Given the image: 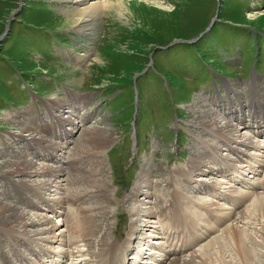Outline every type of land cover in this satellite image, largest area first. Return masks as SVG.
Segmentation results:
<instances>
[{
    "label": "rangeland",
    "instance_id": "rangeland-1",
    "mask_svg": "<svg viewBox=\"0 0 264 264\" xmlns=\"http://www.w3.org/2000/svg\"><path fill=\"white\" fill-rule=\"evenodd\" d=\"M91 1L96 0L76 3L0 0V141L7 143V136H13L12 133L19 127L15 125L16 120L30 127L28 133L37 135L33 140L16 137L10 143V146H16L12 152L6 151L5 145L0 150V163L5 154L11 153L10 160L16 161L29 159L32 153V161L40 164L70 166L71 160H66L70 151L54 163L49 156L44 159L38 155V158L35 153H43L45 145L54 151L51 157L57 154L58 151L51 148L49 136L50 132L54 133L48 123V119L53 118L51 109H62L76 103L81 110H73L72 118L77 112L74 115L79 122L82 121V126L72 129L69 147L75 145L81 131L93 123L108 128L112 134V139L101 148L105 150L106 168L114 193L115 204L112 206L116 219L111 232L114 242V239L123 240L129 229L132 217L124 198L145 166H149L147 175L153 185L148 187V197H145V190L139 192L138 197L150 200L148 206L156 211L161 208L153 203L155 194L159 193L155 183L163 177L157 171L156 163L168 167L166 175L171 173V168L188 163L191 131L195 130L193 125L197 123L202 109H221L215 108L216 101L220 96L225 97L226 87L242 100H248L252 94L261 95L264 99V16H250L264 12V0H160L170 5L171 9L135 8V17L141 25L107 11L86 25H71L59 18L63 10L83 7ZM253 68L257 71L254 86L249 81ZM142 69L145 71L141 72ZM221 79L228 82L221 85ZM228 83L231 85H226ZM83 96L88 97L84 102ZM206 96L210 97L209 100L204 99ZM222 100L218 102H227ZM46 104L53 107L45 110ZM238 106H243L242 102L239 101ZM20 110L25 113H20ZM86 111L91 115L87 117ZM39 116L45 119V123H41L44 121ZM181 124L186 132L179 130L181 127L177 125ZM233 127L236 129L235 125ZM237 134L241 133L237 131ZM206 136L214 137L212 134ZM92 145L95 146L86 144L85 152L92 157L85 154V165L94 164L97 160L92 154L97 149ZM76 160L75 165L80 163ZM210 160L206 152L202 153L200 163L208 171ZM186 174L188 182L190 176L210 177L195 170H188ZM176 177L183 179L177 173ZM172 184L167 186L168 189ZM194 184L197 183H191ZM7 187L10 191L4 189ZM27 188L24 185L14 186L8 177L1 176L0 201L27 212L29 209L43 210L33 208L31 204L40 196L53 192L52 189H46L44 193L34 191L33 194L30 192L33 187ZM94 196L92 201L87 198L89 201L84 203L80 197L78 200L81 202H75L91 205ZM192 206L190 204L189 209ZM64 207L68 211L70 206L66 204ZM43 211L50 221L58 223L64 220V213L55 215L51 211ZM141 219V216L136 219L139 221L138 231L145 228L141 227ZM74 243L72 247L84 251L82 243Z\"/></svg>",
    "mask_w": 264,
    "mask_h": 264
},
{
    "label": "bare ground",
    "instance_id": "bare-ground-1",
    "mask_svg": "<svg viewBox=\"0 0 264 264\" xmlns=\"http://www.w3.org/2000/svg\"><path fill=\"white\" fill-rule=\"evenodd\" d=\"M58 1H70L76 3L85 0ZM142 6L152 10L155 9L156 11H167L168 9H171L170 5L162 3L160 0H96L87 3V5L83 7L77 6L76 8L74 7L71 9L68 8V10H63V12H61L63 15H59V18L65 22H69L68 24L71 25L79 26L77 25L78 23H85L86 25V23L96 19L100 13H105L107 11L118 17H127L132 20V22L140 23V20L135 17L134 10L135 8ZM66 7L68 6L66 5ZM253 15L256 17L260 15L264 16V12L250 14V16ZM139 25H141V23ZM262 80H264V76ZM224 81L225 83L228 82L226 80ZM249 81L254 86V81L257 82L256 75L252 73ZM240 83L243 82L240 81ZM226 85L230 86L231 83ZM230 91L233 92V90ZM69 95L71 96L72 94ZM239 97L240 96L236 95L237 101L233 103L234 100H230L227 106H215V108L220 107L221 109L214 111L208 109L205 111L202 109L200 111L197 123L195 122L193 125L195 130L191 131V154L188 163H183L185 166L180 165L171 168V173L167 174V176L166 169H168V167L166 168L162 163H156L157 171L159 174L163 175V177L155 183L156 192L159 191V193L157 192L155 194L156 197L153 203L155 206L161 207L160 209H157V211L162 210L167 214L171 207L189 210L190 204H200V202H197L200 200V195L196 192L197 186L209 181L210 177L195 178L190 176V181L188 182L186 179L188 178L186 176L187 171L195 170L204 174L208 170L206 169V166L200 163V161H202V153L206 152L210 159L213 158L214 160H220L223 159L222 153H224L219 151L221 146L227 145L234 148L236 146L233 142L239 143V141H248L246 135L244 136L239 131L238 125L234 122L236 114L240 113L246 115L251 111L247 102L248 100H242ZM82 98V102H84L88 97L83 96ZM209 98V96L204 97L205 100H209ZM223 98L225 97H218L216 102ZM252 99H258V102L261 105H264V99H262L261 95H254ZM239 101L242 102L243 106H238ZM52 103L56 104L58 102ZM45 106V110L51 107L48 104ZM63 108H65V110H62ZM62 109H51V112L54 114L52 113L53 118H49L48 123L51 125L52 123L58 122V128L62 127L60 132L68 135V133L73 132L72 129L76 126H82V124H80L82 121L79 122L78 117H75L74 115L75 113L80 112L81 107L76 106L75 104H70L63 106ZM73 110L77 112H74L72 118ZM227 111H230V116L226 113ZM20 113L23 114L25 111L20 110ZM86 113L87 117L88 115H91L89 111H86ZM46 115L48 114L46 113ZM39 119L44 121L41 123H45L44 118L39 116ZM14 122H17L15 125L18 124L19 127L16 126V132L12 133L13 136H7V143L0 141V144L2 145L0 150H3L6 145V151L7 149L9 152L14 151L16 146H10V143L14 142L16 137L25 140H33L37 137L35 133H28L31 130L30 127L21 124L20 120ZM60 122L65 123L61 124ZM234 125L236 126V129L233 127ZM47 130L49 131L50 128ZM197 130L200 132L198 133ZM236 130L241 134L238 135ZM208 134H212L214 137L208 138L206 136ZM111 139L112 134L109 129L98 127L95 123L90 124L81 131L78 142L76 141L75 145L71 146L72 148L69 147L71 150H64L62 146H66V144L63 140L56 141L51 138V148L58 151L53 157H63L65 152L70 151L66 160H71V164L67 167H63V165L54 167L50 164H46L43 160L44 164L32 161V153H30L29 159L16 161L10 160L9 156L11 153L5 154L4 160L0 163V177H8L9 182L11 180L14 186L17 184L24 185L26 188L27 186L30 188L33 187L32 190H30L33 194H35L34 191H41L44 193V190L52 189L53 192L50 191L47 196L44 195L43 197L40 196L35 199L31 204L33 208L36 207L37 209L41 208L43 210H48L46 208L48 203L52 205L55 203L60 205L67 204L68 207L72 206V208L70 209L69 207V210H66L67 212L64 208V220L63 222L57 223L50 221L46 214H44L43 210L31 211L29 209V212H27L23 208H17L9 203L0 201V264H38L37 262H34L35 259L32 261L33 259L31 256L39 254L42 250H51L52 246H58L60 244L66 246L65 249L67 251H75L76 253H79V256H76V259H74L76 261H87L88 259H95L98 256L99 258H103L109 255L111 250L122 251L131 246H137V250L142 248L140 238L147 240L149 235L154 233L152 229L147 230V227L145 231H140V236H137L134 243V239L136 238L134 233L139 227V221L136 220L137 217H142L141 227H144V225L149 226L145 219L150 217L154 212V209L147 204L150 200L145 201L138 197L140 194L139 192H143L144 190L145 197H148V194L150 193L148 187L153 185L151 184L152 179L147 175V168L149 166H147V168H145V166L137 175L134 186L130 193L126 194V197L124 198V202L126 203L128 210L130 211V216L132 217L126 236L120 242L115 241V239L113 242V239H111V232L115 224L114 219H116L114 217L115 214L112 206L114 203V193L110 187V179L108 176L109 170L106 168L105 150L102 149ZM46 143L47 141H45V144ZM219 143H222V145ZM86 144H88V146L94 144L95 146L92 145L93 148L97 149L95 152L91 151L93 156L95 155V157H97L94 164L89 163L85 165V162H83L85 154L91 156L90 153L85 152ZM258 144L264 146V143L258 142ZM74 146L76 149L75 152ZM27 155L28 154H25V156ZM46 157L48 158V156ZM76 159L80 161L77 165H75L77 163ZM209 162H211V160ZM176 173L183 179L177 178ZM192 182H196L197 184L191 185ZM170 184H172L171 189H168ZM4 189L10 191L9 187ZM93 196L94 203L90 202L91 205L87 203L85 205L79 204L81 201L84 203L87 202V198ZM79 198L82 200L79 201ZM76 200L79 201L78 204L75 202ZM43 201H45L46 206H44ZM175 203L176 205H174ZM186 203L188 205H186ZM82 210L84 212H82ZM70 211L72 212V216ZM4 240H6L5 243L3 242ZM76 241H78V243L80 242V244L82 243L81 245H83L84 251L83 249H78L77 246V248L72 247L73 243ZM234 245H236V247ZM227 248L231 251H228ZM258 248H261L262 250L259 251L260 249L258 250ZM62 249L64 248L62 247ZM28 254H30V256H27ZM122 261L123 255L119 254V260L116 262ZM217 263L264 264V191L253 193L251 200L241 208L238 215L214 236L202 242L189 253L170 259L167 264ZM82 264H86V262H83Z\"/></svg>",
    "mask_w": 264,
    "mask_h": 264
},
{
    "label": "water",
    "instance_id": "water-1",
    "mask_svg": "<svg viewBox=\"0 0 264 264\" xmlns=\"http://www.w3.org/2000/svg\"><path fill=\"white\" fill-rule=\"evenodd\" d=\"M211 24H212V23H211ZM211 24H210V25H211ZM210 25H209V26H210ZM7 28H8V26L6 27V29H7ZM207 28H208V27H207ZM1 38H2V35L0 36V39H1Z\"/></svg>",
    "mask_w": 264,
    "mask_h": 264
}]
</instances>
